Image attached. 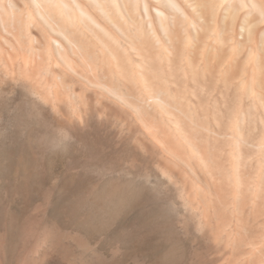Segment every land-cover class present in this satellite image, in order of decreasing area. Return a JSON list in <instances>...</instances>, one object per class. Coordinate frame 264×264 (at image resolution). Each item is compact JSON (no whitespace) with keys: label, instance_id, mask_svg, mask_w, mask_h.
Returning a JSON list of instances; mask_svg holds the SVG:
<instances>
[{"label":"bare ground","instance_id":"6f19581e","mask_svg":"<svg viewBox=\"0 0 264 264\" xmlns=\"http://www.w3.org/2000/svg\"><path fill=\"white\" fill-rule=\"evenodd\" d=\"M0 30L34 96L115 111L224 264H264V0H0ZM14 240L0 236V264L51 263L50 237Z\"/></svg>","mask_w":264,"mask_h":264},{"label":"rangeland","instance_id":"374dc122","mask_svg":"<svg viewBox=\"0 0 264 264\" xmlns=\"http://www.w3.org/2000/svg\"><path fill=\"white\" fill-rule=\"evenodd\" d=\"M3 34L0 236L14 234L15 250L31 233L50 237V264H76L84 251L95 264L226 263L198 205L162 175L159 153L139 142L131 124L95 101L68 96L57 106L34 96L35 83L9 61Z\"/></svg>","mask_w":264,"mask_h":264}]
</instances>
